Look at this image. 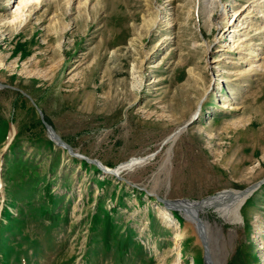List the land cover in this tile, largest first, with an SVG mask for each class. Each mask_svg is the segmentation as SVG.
Wrapping results in <instances>:
<instances>
[{"label":"rangeland","instance_id":"1","mask_svg":"<svg viewBox=\"0 0 264 264\" xmlns=\"http://www.w3.org/2000/svg\"><path fill=\"white\" fill-rule=\"evenodd\" d=\"M200 2L0 0V264H207L156 194L264 179V0H220L219 24ZM38 108L114 172L148 162L107 174ZM203 217L216 264H264V182L240 223Z\"/></svg>","mask_w":264,"mask_h":264},{"label":"bare ground","instance_id":"2","mask_svg":"<svg viewBox=\"0 0 264 264\" xmlns=\"http://www.w3.org/2000/svg\"><path fill=\"white\" fill-rule=\"evenodd\" d=\"M200 5L206 12L208 20L215 22L216 24H219L223 19L229 16V13L223 10L224 8L220 0H201L199 6ZM134 80L138 81V78L134 77ZM183 130L185 129H178L173 135L168 138L167 142L171 145L174 144ZM54 133H56L55 130ZM56 138H58V135ZM165 143L166 142H164L163 145ZM147 162V160L132 161L129 164L122 165L119 169L116 170L115 173L143 167ZM252 191V186L248 188V190L243 191L225 190L217 193L214 196L207 197L206 199L201 201H167L166 205L169 207L177 206L179 210L183 212V215L187 220V227L183 233V236L187 233H193L206 252L207 264H216L213 255L211 237L209 235V230L211 228L210 221L203 216L207 217L213 214L214 216L221 218L225 222L232 224L240 223L241 208L248 197L252 194Z\"/></svg>","mask_w":264,"mask_h":264},{"label":"water","instance_id":"3","mask_svg":"<svg viewBox=\"0 0 264 264\" xmlns=\"http://www.w3.org/2000/svg\"><path fill=\"white\" fill-rule=\"evenodd\" d=\"M0 86H3V85L0 83ZM33 102H34V101H33ZM38 110H39V113H40V115H41V117H42V120H43V122H44V124H45V127H46V129H47V131H48V133H49L50 138L53 140V142H54L57 146L62 147V148H65L71 156L78 157V158H82V159H84V160L87 161V162L94 163V164H95V165H96L101 171H103V172H105V173H107V174H112V175L116 176L118 179H120V180H125L126 182L130 183V182H129L128 180H126L124 177L119 176L118 174H116V173L114 172L113 168H109V167L105 166V165L102 164L99 160H97V159H91V158L87 157L86 155H83V154L77 153V152L74 150V148H73L68 142H66L64 139H61V138H60V136L58 135V133H57L58 138H56L57 135H56V133H54V130H52V129H53V128H52V125L49 124V123L45 120V117H44V114H43L42 110H40V108H38ZM197 116H198V115H195V116L191 117V118H190L188 121H186V122H185L180 128H184V129H186L187 127H189V126L194 122V120L197 118ZM263 182H264V179H262V180L256 182L255 184L251 185V186H252V189H253L252 194H253L254 191H256V190L260 187V185H261ZM251 186H250V187H251ZM250 187H248V188H250ZM248 188L245 189V190H248ZM156 197H157L158 200H160V201H161L163 204H165V206H166V202H167V200H165L163 197H160V196L157 195V194H156ZM169 209H179V208H178L177 206H176V207L174 206V207H171V208H169Z\"/></svg>","mask_w":264,"mask_h":264}]
</instances>
